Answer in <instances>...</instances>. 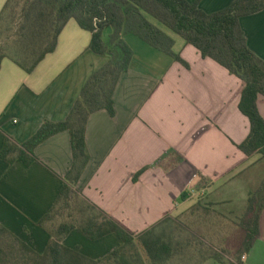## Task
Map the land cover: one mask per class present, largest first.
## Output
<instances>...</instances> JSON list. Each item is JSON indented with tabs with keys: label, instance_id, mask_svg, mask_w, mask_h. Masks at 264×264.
Returning <instances> with one entry per match:
<instances>
[{
	"label": "crops",
	"instance_id": "crops-1",
	"mask_svg": "<svg viewBox=\"0 0 264 264\" xmlns=\"http://www.w3.org/2000/svg\"><path fill=\"white\" fill-rule=\"evenodd\" d=\"M5 1L0 0V11ZM188 1L211 13L233 0ZM239 22L250 49L264 59V9L240 17ZM90 36L70 19L55 49L32 71L26 72L9 57L2 59L0 149L5 135L21 143L44 120L67 116L89 76L108 60L89 49ZM125 40L133 57L114 89V115L102 109L88 119L85 139L90 159L77 188L128 231L139 234L168 216L190 215L188 210L204 197L231 194L232 176L264 166V160L258 154L246 157L238 147L250 131L248 118L238 109L239 78L180 37L174 38L173 51L187 66L140 39L129 35ZM257 107L264 118L261 95ZM34 152L39 162L30 165L0 159V225L43 254L51 235L37 222L55 203L61 177L70 166L69 133L47 138ZM170 157L177 163L156 165L160 160L170 162ZM122 244L115 233L92 240L78 228L62 240L66 248L93 260ZM243 264H264V208L259 237L243 256Z\"/></svg>",
	"mask_w": 264,
	"mask_h": 264
},
{
	"label": "trees",
	"instance_id": "trees-1",
	"mask_svg": "<svg viewBox=\"0 0 264 264\" xmlns=\"http://www.w3.org/2000/svg\"><path fill=\"white\" fill-rule=\"evenodd\" d=\"M263 9L264 0H233L211 13L188 0H6L0 11V65L4 57H9L26 72L32 71L55 49L58 36L70 19L90 32L89 49L107 55L108 60L89 76L63 120H44L21 143L5 135L0 159L9 164L17 160L26 165L39 162L34 152L36 146L62 131L69 133L72 158L61 177L62 187L55 203L37 222L51 235L43 254L36 253L0 225V264H201L209 259L223 263L221 254L210 248L199 246L190 250V236H174V229L165 226L167 217L134 234L80 193L77 184L90 159L86 125L90 115L98 110L114 115V89L133 57L126 35L133 34L187 66L173 51L172 35L153 19L185 44L195 47L202 57L214 60L240 79L238 109L248 118L250 131L238 147L246 157L258 154L264 160V118L257 107L258 96L264 97V59L250 49L239 22L240 17ZM107 29L110 32L106 37ZM171 157L170 162L160 160L156 165L177 163ZM144 170L140 169L133 179ZM200 184L207 185L205 178H200ZM263 208L264 176L257 189L248 192L246 208L238 222L243 238L234 261L227 264H243V256L259 237ZM74 228L92 240L115 233L123 244L109 255L93 260L62 245Z\"/></svg>",
	"mask_w": 264,
	"mask_h": 264
},
{
	"label": "rangeland",
	"instance_id": "rangeland-1",
	"mask_svg": "<svg viewBox=\"0 0 264 264\" xmlns=\"http://www.w3.org/2000/svg\"><path fill=\"white\" fill-rule=\"evenodd\" d=\"M152 21L174 38L179 39L155 20ZM108 32L110 29L105 31L106 37ZM130 36L139 40L133 34ZM254 167V169L240 170L232 176L233 182L228 185L232 189L231 194H222L217 199L204 197L195 210H188L190 215L174 214L167 217L169 221L165 226L174 229V236L179 238L190 236L193 241L190 250L203 246L217 251L223 257V263L210 260L203 264H227L230 260L234 261L235 253L243 238L238 222L245 211L248 192L256 190L264 176L263 165ZM171 264L176 263L173 261Z\"/></svg>",
	"mask_w": 264,
	"mask_h": 264
}]
</instances>
